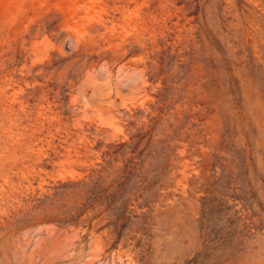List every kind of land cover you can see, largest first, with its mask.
<instances>
[{
    "label": "rangeland",
    "instance_id": "rangeland-1",
    "mask_svg": "<svg viewBox=\"0 0 264 264\" xmlns=\"http://www.w3.org/2000/svg\"><path fill=\"white\" fill-rule=\"evenodd\" d=\"M0 264H264V0H0Z\"/></svg>",
    "mask_w": 264,
    "mask_h": 264
}]
</instances>
